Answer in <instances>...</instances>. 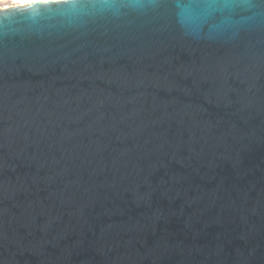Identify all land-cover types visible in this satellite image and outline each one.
<instances>
[{"label":"water","instance_id":"95a60500","mask_svg":"<svg viewBox=\"0 0 264 264\" xmlns=\"http://www.w3.org/2000/svg\"><path fill=\"white\" fill-rule=\"evenodd\" d=\"M0 264H264V0L0 10Z\"/></svg>","mask_w":264,"mask_h":264},{"label":"bare ground","instance_id":"6f19581e","mask_svg":"<svg viewBox=\"0 0 264 264\" xmlns=\"http://www.w3.org/2000/svg\"><path fill=\"white\" fill-rule=\"evenodd\" d=\"M46 1H58V0H0V3H6L8 2V4H10L9 6H3L0 7V10H4L10 7H24L27 6L31 3H35V2H46Z\"/></svg>","mask_w":264,"mask_h":264},{"label":"rangeland","instance_id":"374dc122","mask_svg":"<svg viewBox=\"0 0 264 264\" xmlns=\"http://www.w3.org/2000/svg\"><path fill=\"white\" fill-rule=\"evenodd\" d=\"M9 6L10 4H8V2H6V3H0V7H3V6Z\"/></svg>","mask_w":264,"mask_h":264}]
</instances>
